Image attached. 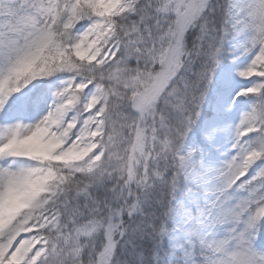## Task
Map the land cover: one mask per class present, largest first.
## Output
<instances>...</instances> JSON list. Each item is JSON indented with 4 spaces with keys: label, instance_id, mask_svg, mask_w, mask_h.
Returning <instances> with one entry per match:
<instances>
[{
    "label": "snow or ice",
    "instance_id": "snow-or-ice-1",
    "mask_svg": "<svg viewBox=\"0 0 264 264\" xmlns=\"http://www.w3.org/2000/svg\"><path fill=\"white\" fill-rule=\"evenodd\" d=\"M0 264H264V0H0Z\"/></svg>",
    "mask_w": 264,
    "mask_h": 264
}]
</instances>
